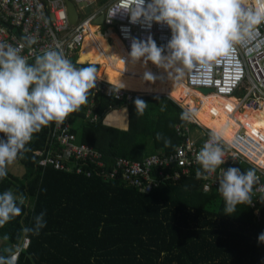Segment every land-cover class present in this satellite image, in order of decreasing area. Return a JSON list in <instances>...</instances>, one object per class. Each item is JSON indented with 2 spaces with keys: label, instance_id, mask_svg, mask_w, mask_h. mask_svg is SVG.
<instances>
[{
  "label": "trees",
  "instance_id": "1",
  "mask_svg": "<svg viewBox=\"0 0 264 264\" xmlns=\"http://www.w3.org/2000/svg\"><path fill=\"white\" fill-rule=\"evenodd\" d=\"M97 30L99 27L90 29L79 55L80 63L77 57L73 63L95 66L102 81L124 93L151 96L125 95L117 100L103 94L93 98L92 92L88 103L69 116L72 132L80 143L95 146L109 159H142L159 150L171 151L184 140L176 127L202 130L197 124L181 121L184 111L179 104L194 110L195 121L200 125L206 122L205 128L211 131L226 127V141H231L241 127L252 138L263 139L264 148V108L228 112L225 106L235 101L222 99L218 121L210 124L206 121L205 98L186 88V77L175 88L177 80L170 79L165 70L150 62L143 66L142 60L131 63L125 47L113 43L114 29L103 35ZM145 72L152 73L153 82L144 80ZM137 100L147 105L140 116L136 115ZM124 107L129 109L128 130L110 127L105 119L100 120L111 109ZM54 124L34 134L18 160L26 168L25 176L18 178L8 173L0 180V193L9 189L24 193L31 204L29 209L22 205L21 215L0 228V250H17L25 237L23 228L31 227L40 213L45 214V227L39 235L29 236L30 243L17 264H264V242L258 239L264 233L262 203L257 202L256 208L239 205L236 213L225 215L217 189L205 193L196 170L179 183L150 194L97 177L86 179L53 168L42 170L36 152L46 147ZM259 161L264 167V151ZM222 166L238 168L241 173L254 169L257 173L255 167L245 163L227 162ZM259 208L263 214L260 222L256 216ZM5 234L7 241L3 240Z\"/></svg>",
  "mask_w": 264,
  "mask_h": 264
},
{
  "label": "clouds",
  "instance_id": "2",
  "mask_svg": "<svg viewBox=\"0 0 264 264\" xmlns=\"http://www.w3.org/2000/svg\"><path fill=\"white\" fill-rule=\"evenodd\" d=\"M118 12L127 14L133 24L143 19L149 26L155 22L170 29L166 53L149 37L132 41L129 59L133 64L142 60L143 66L150 62L177 81L228 62L239 49L251 51L248 45L262 37L264 27V0H149L147 4L145 0H119L111 16ZM23 48L24 44L0 42V180L23 157L34 134L52 123L63 124L88 103L99 78L95 66H77L59 44L36 55L31 63L21 55ZM143 78L148 82L155 79L151 72H145ZM135 107L140 116L147 105L137 100ZM195 115L194 110H186L180 119L191 122ZM226 133V127L209 132L196 156L199 167L195 174L207 180L219 169L217 192L224 214L232 215L237 206L253 204L258 177L254 169L241 173L238 168L221 167L226 161ZM27 199L11 189L0 193V228L21 215ZM259 201L264 203V196ZM44 215L40 213L31 227L23 228L25 237L39 235L46 225ZM8 239L5 234L3 240ZM258 239L264 242V233ZM17 259L13 247L0 250V264H17Z\"/></svg>",
  "mask_w": 264,
  "mask_h": 264
},
{
  "label": "built area",
  "instance_id": "3",
  "mask_svg": "<svg viewBox=\"0 0 264 264\" xmlns=\"http://www.w3.org/2000/svg\"><path fill=\"white\" fill-rule=\"evenodd\" d=\"M70 1L78 13V21L74 26L69 24L64 0H0V42H7L13 46L24 44L21 55L29 62L33 61L36 55L59 44L68 58L72 60L77 57L78 62L86 35L90 33L92 26H97L99 27L97 31L102 28L116 30L128 55L133 40L147 41L149 37L158 47L164 48L166 53L171 32L165 24L152 22L149 26L143 19L133 24L130 17L123 12L111 16L119 0H115L105 9L92 10L90 13H85L84 9L93 5V0ZM148 2L149 0H145V4ZM102 14L105 15V22L103 25H97L95 20ZM14 29H17L20 36L13 31ZM261 33V38L248 45L251 51L239 49L228 62H222L208 72H194L192 76H186V88L205 97L210 94L205 95L201 90H212L211 94L217 98L234 100L235 102L225 106L228 112H236L243 108L251 111L263 109L264 27L261 28ZM28 40L34 43L28 44ZM92 92L93 98L103 94L121 100L127 95L100 78H97ZM239 92L240 96L237 97ZM177 105L183 111L188 110ZM191 122L202 127L195 120ZM175 130L184 137V140L171 151H158L142 159L123 156L109 159L95 146L78 141L77 135L72 132L68 117L63 124L59 126L54 124L46 147L36 152L39 156L38 166L42 170L53 168L86 179L97 177L106 182H119L141 193L150 194L163 186L179 183L182 178L189 177L199 167L196 156L207 140L209 131L205 128L197 138H194L190 127L182 130L176 127ZM223 147L226 153L224 164L245 163L257 169L258 180L253 189V204L249 205L256 208V203L264 196V167L259 161V156L264 151L262 143L247 135L240 127L231 141H224ZM222 168L228 169L227 166ZM218 175L219 169L216 175L207 180L202 179L205 193L218 189V181L215 182ZM25 204L29 209L30 202L26 201ZM262 205L264 206V203ZM256 216L260 222L263 216L261 208L256 209ZM29 243L28 236L17 245V263L22 250L27 249Z\"/></svg>",
  "mask_w": 264,
  "mask_h": 264
},
{
  "label": "rangeland",
  "instance_id": "4",
  "mask_svg": "<svg viewBox=\"0 0 264 264\" xmlns=\"http://www.w3.org/2000/svg\"><path fill=\"white\" fill-rule=\"evenodd\" d=\"M93 5H91L90 7H87L84 9V12L85 13H90L93 10H101L103 9L104 7H107L111 2L115 1V0H106L108 1L107 3H103V0H93ZM110 29H106L105 28H102V30L100 31H97V34L99 35H103L105 34L107 31H109ZM105 31V33H104ZM116 31V30H114ZM116 33V32H115ZM109 43L111 44L112 42L109 41ZM113 43H117L119 46H122L121 44V41L119 40V37L116 33L115 37L113 38ZM123 47V46H122ZM80 63V62H79ZM100 70V69H99ZM163 70V69H162ZM164 71V70H163ZM99 72V71H97ZM97 74V73H96ZM97 77L100 78L99 75H96ZM181 80L177 81L176 85H175V88H177V86L179 85V82ZM129 97H147V96H151V95H146V96H137L135 94H130V93H126ZM240 96V92L237 94V97ZM205 98V106H206V114H207V122L210 123V124H216L217 121H218V118H219V113H221V109H222V104H223V101L221 98H217L216 96L214 95H209L207 97L203 96ZM234 101V100H232ZM182 107V106H181ZM108 122L110 125L112 126H115L114 124L111 123V119H114L113 121H120V125H123L125 126L127 124V113L126 111L123 112V113H118V110L117 109H111V111H109L108 113ZM116 118V119H115ZM195 120V119H194ZM202 125H204V127L202 128L201 126V129H205V126L207 125L206 122H202ZM207 129V128H206ZM202 130H198V129H195L193 131V137L194 138H197L199 136V134H201V131ZM207 131H211L209 129H207ZM261 143L263 142V139L259 140ZM8 173H11L12 175L18 177V178H23L26 174V168L19 162L17 161L16 163H14L13 165H11L8 169Z\"/></svg>",
  "mask_w": 264,
  "mask_h": 264
},
{
  "label": "water",
  "instance_id": "5",
  "mask_svg": "<svg viewBox=\"0 0 264 264\" xmlns=\"http://www.w3.org/2000/svg\"><path fill=\"white\" fill-rule=\"evenodd\" d=\"M65 5H66V9H67V15H68V20H69V24L71 26H74L77 21H78V13L76 11V8L74 6V4L70 1V0H64ZM105 22V15L102 14L99 18H97L95 20V23L97 25H103ZM14 32H17V35L20 36V33L17 31V29L13 30ZM201 92L205 95L211 94L212 90H201ZM106 116H104L103 118H101V120H103Z\"/></svg>",
  "mask_w": 264,
  "mask_h": 264
},
{
  "label": "crops",
  "instance_id": "6",
  "mask_svg": "<svg viewBox=\"0 0 264 264\" xmlns=\"http://www.w3.org/2000/svg\"><path fill=\"white\" fill-rule=\"evenodd\" d=\"M114 2V1H113ZM113 2H111V3H113ZM111 3L109 4V5H111ZM109 5L107 6V7H109ZM107 7H104L103 9H105V8H107ZM93 10V9H92ZM93 28H97V26H95V27H93ZM91 29V28H90ZM97 75V74H96ZM107 83H109V82H107ZM109 85H110V83H109ZM111 86H113V85H111ZM114 87V86H113ZM118 110V113H123V112H125L126 111V113H127V116H128V120H127V124L125 125V126H123V125H120V121H118V122H116V121H113L114 119H111V123L112 124H114V125H116V127L115 126H112V125H110L109 124V122H108V113H106L105 114V124H107V125H109L110 127H114V128H118V129H120V130H124V131H126V130H128L129 129V109L127 108V107H124V108H121V109H117ZM87 117L90 119L91 117H92V114H91V112L90 111H88L87 112ZM92 119H94V118H92ZM116 119V118H115ZM101 120V119H100ZM78 138V137H77ZM79 141V140H78ZM160 151V150H159ZM155 153V152H154ZM152 154V153H151ZM150 155V154H149ZM148 156V155H147ZM146 157V156H145ZM0 244L2 245L3 244V241L2 240H0Z\"/></svg>",
  "mask_w": 264,
  "mask_h": 264
},
{
  "label": "bare ground",
  "instance_id": "7",
  "mask_svg": "<svg viewBox=\"0 0 264 264\" xmlns=\"http://www.w3.org/2000/svg\"><path fill=\"white\" fill-rule=\"evenodd\" d=\"M93 27H95V26H92L91 28H93ZM105 29H110V28H105ZM119 40H120V38H119ZM121 41V40H120ZM121 44H122V46H124L123 45V43H122V41H121ZM107 83V82H106ZM200 94V93H199ZM200 95H202V94H200ZM210 95H212V94H210ZM203 96V95H202ZM259 110V109H258Z\"/></svg>",
  "mask_w": 264,
  "mask_h": 264
}]
</instances>
